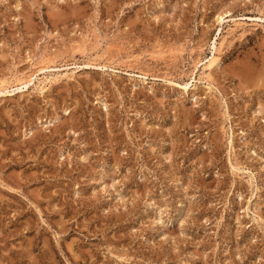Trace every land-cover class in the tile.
<instances>
[{
  "label": "rangeland",
  "instance_id": "374dc122",
  "mask_svg": "<svg viewBox=\"0 0 264 264\" xmlns=\"http://www.w3.org/2000/svg\"><path fill=\"white\" fill-rule=\"evenodd\" d=\"M0 86V264H264V0H0Z\"/></svg>",
  "mask_w": 264,
  "mask_h": 264
},
{
  "label": "bare ground",
  "instance_id": "6f19581e",
  "mask_svg": "<svg viewBox=\"0 0 264 264\" xmlns=\"http://www.w3.org/2000/svg\"><path fill=\"white\" fill-rule=\"evenodd\" d=\"M218 20H219V22L222 20V18L220 17V16H218V18H217ZM217 20V21H218ZM220 31H221V29H220ZM83 54V53H82ZM38 58V57H37ZM46 58H49V57H46ZM215 61H216V59H215V57L213 56V57H211V58H209L207 61H206V67H208V68H211V67H213V65H214V63H215ZM46 59H44V58H41L37 63H35V64H33V69H34V71L32 72V74L31 75H28L27 77H21V78H16L15 79V82L16 83H18V85H20V86H22L21 88L23 89V88H29L30 86H32V87H34L35 86V84L37 83V82H40L41 81V79L39 78V76H41L42 74H43V72L49 67V66H46ZM30 65V64H29ZM103 67V66H102ZM195 67V66H194ZM196 68V67H195ZM56 70V69H55ZM64 70V69H63ZM210 70V69H209ZM58 71H59V69H58ZM61 71V70H60ZM45 73V72H44ZM45 75V74H44ZM44 77V76H43ZM46 79V78H45ZM43 80V79H42ZM57 80V79H56ZM5 81V80H4ZM12 81V80H11ZM51 81V80H50ZM58 81V80H57ZM7 81H5V82H2L3 83V85H5V83H6ZM46 82V81H45ZM41 83H43V82H41ZM55 83V82H54ZM57 83V82H56ZM145 84V83H144ZM7 85H9L8 83H7ZM42 85V84H41ZM46 85V84H45ZM39 86V85H38ZM0 87H2V86H0ZM41 87V86H40ZM9 88H12V87H9ZM47 89V88H46ZM17 90H21L20 89V87H19V89L17 88ZM4 92H6V93H14V90H12V91H7V88H5L4 87V89H2V92L1 93H4ZM45 92V89L44 88H41L40 89V95L41 94H43ZM2 95V94H1ZM5 95H7V94H5ZM11 95H13V94H11ZM10 95V96H11Z\"/></svg>",
  "mask_w": 264,
  "mask_h": 264
}]
</instances>
